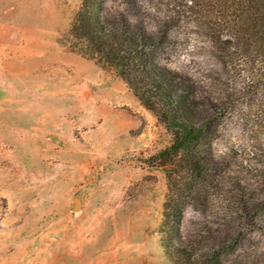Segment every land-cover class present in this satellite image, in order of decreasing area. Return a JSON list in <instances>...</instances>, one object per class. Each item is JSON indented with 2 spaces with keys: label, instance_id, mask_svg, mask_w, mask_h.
I'll list each match as a JSON object with an SVG mask.
<instances>
[{
  "label": "rangeland",
  "instance_id": "374dc122",
  "mask_svg": "<svg viewBox=\"0 0 264 264\" xmlns=\"http://www.w3.org/2000/svg\"><path fill=\"white\" fill-rule=\"evenodd\" d=\"M217 1L104 0L146 41L177 116L211 122L207 180L170 235L166 176L147 161L170 134L70 47L80 0H0V264H176L169 240L264 264V63L232 44Z\"/></svg>",
  "mask_w": 264,
  "mask_h": 264
},
{
  "label": "trees",
  "instance_id": "16d2710c",
  "mask_svg": "<svg viewBox=\"0 0 264 264\" xmlns=\"http://www.w3.org/2000/svg\"><path fill=\"white\" fill-rule=\"evenodd\" d=\"M103 5L104 0H80L70 22L69 45L101 66L113 69L170 134L169 144L147 161L165 173L168 194L162 222L172 235L179 231L184 202L194 197L193 193L207 180L210 166L200 159L199 145L209 135L211 122L197 125L177 116L163 80L148 63L146 41L123 24L107 22L102 15ZM216 7L222 21L233 31L232 44L264 63V0H218ZM176 179H181L180 186ZM164 247L176 264H222L223 246L196 251L169 240Z\"/></svg>",
  "mask_w": 264,
  "mask_h": 264
},
{
  "label": "water",
  "instance_id": "95a60500",
  "mask_svg": "<svg viewBox=\"0 0 264 264\" xmlns=\"http://www.w3.org/2000/svg\"><path fill=\"white\" fill-rule=\"evenodd\" d=\"M75 204H78L77 201H75Z\"/></svg>",
  "mask_w": 264,
  "mask_h": 264
},
{
  "label": "bare ground",
  "instance_id": "6f19581e",
  "mask_svg": "<svg viewBox=\"0 0 264 264\" xmlns=\"http://www.w3.org/2000/svg\"><path fill=\"white\" fill-rule=\"evenodd\" d=\"M76 206H77V204H76Z\"/></svg>",
  "mask_w": 264,
  "mask_h": 264
}]
</instances>
